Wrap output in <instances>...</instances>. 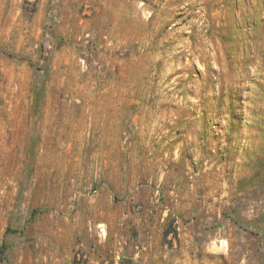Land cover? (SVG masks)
Masks as SVG:
<instances>
[{
    "label": "rangeland",
    "instance_id": "1",
    "mask_svg": "<svg viewBox=\"0 0 264 264\" xmlns=\"http://www.w3.org/2000/svg\"><path fill=\"white\" fill-rule=\"evenodd\" d=\"M0 264H264V0H0Z\"/></svg>",
    "mask_w": 264,
    "mask_h": 264
},
{
    "label": "trees",
    "instance_id": "2",
    "mask_svg": "<svg viewBox=\"0 0 264 264\" xmlns=\"http://www.w3.org/2000/svg\"><path fill=\"white\" fill-rule=\"evenodd\" d=\"M6 248H7V245L6 243L3 241L1 244H0V255L3 256L6 252Z\"/></svg>",
    "mask_w": 264,
    "mask_h": 264
}]
</instances>
